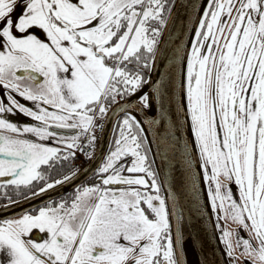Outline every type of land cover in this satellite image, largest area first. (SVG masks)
Here are the masks:
<instances>
[{
  "label": "snow or ice",
  "instance_id": "1",
  "mask_svg": "<svg viewBox=\"0 0 264 264\" xmlns=\"http://www.w3.org/2000/svg\"><path fill=\"white\" fill-rule=\"evenodd\" d=\"M0 190V264H264V0H0Z\"/></svg>",
  "mask_w": 264,
  "mask_h": 264
},
{
  "label": "water",
  "instance_id": "2",
  "mask_svg": "<svg viewBox=\"0 0 264 264\" xmlns=\"http://www.w3.org/2000/svg\"><path fill=\"white\" fill-rule=\"evenodd\" d=\"M181 15L183 16L184 13L181 12ZM179 32H180V28H179V26H177L175 31L172 32L171 38L173 40H175L176 37L179 35ZM184 39H185V41H187L189 39V37L186 35L184 37ZM113 125H114V121L109 122L106 125L104 132L102 134H100L101 140L98 141V146H97L98 154L101 150L104 153L107 152L108 146L112 140V127H113ZM149 135H151V133H149ZM155 148H156V144L153 143V149H155ZM154 154L156 155V160L158 162V166H160L162 164L164 167V170L167 171V162L162 161L161 156L159 154H156V153H154ZM95 166H96L95 161H90L89 163L84 165L81 168V175H80L79 179L73 183H85L86 181H88L92 177L90 168L95 167ZM71 191H73V187L71 184L64 185L63 190H61L59 192H56L54 190H48V192L44 195H40V196L36 197L35 199H31V200H28L27 202L20 203V204L16 205L15 207H11V213L12 214L18 213L21 208L27 210L29 208V206L37 207L39 205L44 204L46 202V200L49 198L57 199V198H59V196H63V195H65ZM201 195L203 197V195H204L203 190H202ZM7 214H9V213H7V212L0 213V215H7ZM195 231L200 233V238L195 242V245L190 248V257H191L192 264H201V262L204 260L205 254H207V256L210 259H215V257L213 256V248L214 247H215L216 256H219L223 245H222V242L218 241L217 234H213V223H212V221L204 220V221L198 222V225H197V228L195 229ZM201 241H203V243H204L203 250H201ZM220 260L223 261L224 257L220 256Z\"/></svg>",
  "mask_w": 264,
  "mask_h": 264
},
{
  "label": "built area",
  "instance_id": "3",
  "mask_svg": "<svg viewBox=\"0 0 264 264\" xmlns=\"http://www.w3.org/2000/svg\"><path fill=\"white\" fill-rule=\"evenodd\" d=\"M88 162H89V160H87V159L81 157L80 159H78V160L76 161V165L79 166V167H81L82 165H84V164H86V163H88Z\"/></svg>",
  "mask_w": 264,
  "mask_h": 264
},
{
  "label": "flooded vegetation",
  "instance_id": "4",
  "mask_svg": "<svg viewBox=\"0 0 264 264\" xmlns=\"http://www.w3.org/2000/svg\"><path fill=\"white\" fill-rule=\"evenodd\" d=\"M81 168V167H80ZM92 179V177L88 180V181H86L85 183H87V182H89L90 180ZM0 192H2V190H0ZM72 192V191H71ZM71 192H69V193H67V194H71ZM3 203H5V201L3 200V197H2V195H0V204H3Z\"/></svg>",
  "mask_w": 264,
  "mask_h": 264
},
{
  "label": "rangeland",
  "instance_id": "5",
  "mask_svg": "<svg viewBox=\"0 0 264 264\" xmlns=\"http://www.w3.org/2000/svg\"><path fill=\"white\" fill-rule=\"evenodd\" d=\"M18 119L24 120L26 118L25 117H18ZM98 135H100V133H98ZM229 227L235 228L236 226L235 225H232V224H229Z\"/></svg>",
  "mask_w": 264,
  "mask_h": 264
},
{
  "label": "bare ground",
  "instance_id": "6",
  "mask_svg": "<svg viewBox=\"0 0 264 264\" xmlns=\"http://www.w3.org/2000/svg\"><path fill=\"white\" fill-rule=\"evenodd\" d=\"M97 146H98V142H97ZM89 162H90V161H89ZM89 162H88V163H89ZM86 164H87V163H86ZM86 164H85V165H86ZM83 166H84V165H83ZM83 166H82V167H83ZM82 167H81V168H82Z\"/></svg>",
  "mask_w": 264,
  "mask_h": 264
}]
</instances>
